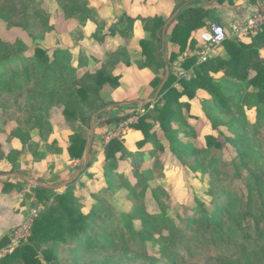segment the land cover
Listing matches in <instances>:
<instances>
[{"label": "trees", "instance_id": "1", "mask_svg": "<svg viewBox=\"0 0 264 264\" xmlns=\"http://www.w3.org/2000/svg\"><path fill=\"white\" fill-rule=\"evenodd\" d=\"M200 1L191 0L176 9L172 41L182 49L212 15L210 10L198 6ZM223 2L211 0L214 5ZM166 24L158 18L152 29L154 36L159 34L156 48L162 54V28ZM117 31L96 35L99 45L106 40L104 37H113ZM69 51H53L41 45L24 50L0 40V96L12 95L25 87L54 93L70 84L77 85L84 72L74 66V50ZM150 53L156 58L151 46ZM91 56L98 58L88 50L78 61L79 67L90 63L86 60ZM162 63L170 65L169 80L156 101L146 105V112L130 125L142 136L137 152H128L121 138H113L104 149L105 167L119 170L121 162L128 167L127 172L104 174L102 187L91 192L88 212L73 191L82 174L68 183L65 192L54 195L56 205L41 211V218L34 220L32 237L4 260L43 264L40 251L48 241L72 246H115L167 264L221 260L264 248V26L246 39L224 42L207 62L195 67L193 76L179 77L180 88L170 85L172 60ZM97 75L100 78L102 73ZM198 90L211 94L214 103L207 105ZM195 101L201 103L199 114H191ZM252 110L261 113L254 124L246 114ZM218 111L230 119L221 120ZM176 122L182 124L184 132L175 127ZM157 127L160 134L154 130ZM230 132L233 136H229ZM195 134H204V142L191 145L189 138ZM166 141L182 168L189 173L201 170L206 175L202 189L205 197L195 192L171 198L164 189L152 186L154 176L160 177V182L164 180L158 169L163 164L159 151L165 150ZM74 142L69 152L73 158L81 159L87 141ZM149 143L154 147L146 161L145 153L141 155L144 159L138 156ZM229 149L236 155L226 160ZM189 151L193 153L190 155ZM163 165L166 171L168 168ZM128 173L132 178H128ZM49 187L41 186L39 190L48 193ZM149 193L151 200L147 198ZM153 202L155 206H151ZM2 239L3 243L10 242L7 236ZM51 254L46 252L47 264L52 260Z\"/></svg>", "mask_w": 264, "mask_h": 264}, {"label": "rangeland", "instance_id": "2", "mask_svg": "<svg viewBox=\"0 0 264 264\" xmlns=\"http://www.w3.org/2000/svg\"><path fill=\"white\" fill-rule=\"evenodd\" d=\"M190 1L0 0V40L24 50L34 45L53 51L74 50L72 63L84 72L77 85L70 84L58 92L47 93L36 87H25L12 95L0 96L1 220L9 219L12 213L22 209L30 213L36 211L34 218L39 220L41 211L56 205L54 195L65 192L66 183L77 174L82 176L80 183L73 189L74 195L88 212L91 192L102 187L104 174L117 171L118 175H124L127 172L128 167H124L121 162L119 170L117 167H113L114 170L105 167V146L113 138H121L128 152H137V144L142 136L130 125L146 112V105L156 101L161 84L168 78L170 65L162 62L165 59L172 60L174 72L170 85L180 88L179 77L193 76L195 67L199 66L197 57L202 46L200 33L213 25H222L215 18L214 9L239 0H223V4L218 5L211 3V0H201L198 6L210 10L212 15L192 33L186 48L182 49L172 41V30L178 15L175 12L182 3ZM173 16L168 26L162 28V32L165 31V37L162 35V54L156 48L159 34L154 36L152 29L158 18L168 23ZM113 29L119 31L113 37H104L106 40L99 45L100 40L96 35ZM256 33L232 39L243 40ZM149 44L156 58L150 53ZM88 50L98 58L91 56L86 60L90 63L79 67L78 61L86 56ZM100 72L102 76L98 78ZM90 74L92 78H87ZM216 77L223 78L219 75ZM197 93L207 105L214 103L208 92L198 90ZM149 100L150 103H145ZM201 111V103L195 101L191 114ZM65 112H71L72 115L68 116ZM246 112L251 124L258 117L261 118V113L256 110ZM217 115L223 121L230 119L219 111ZM175 127L185 131L180 122H176ZM154 130L157 134L161 133L158 127ZM203 135L195 134L188 142L191 145L204 142ZM229 136H233L231 132ZM77 140L87 141L86 152L81 159L73 158L69 152ZM153 147L149 143L141 149L138 157L143 158L141 155L145 153V160L148 159ZM243 148L247 150V147ZM189 153L191 155L193 152ZM159 154L168 169L165 171L161 164L158 170L162 172L164 180L160 182L161 178L154 176L152 186L164 189L171 198L177 194L190 196L195 192L205 197L202 189L206 175L201 170L189 173L182 168L180 160L173 157L168 141L165 142V150L159 151ZM235 155L236 152L229 149L225 158L227 160ZM127 176L132 178L130 173ZM41 186H50L51 191L42 193L39 190ZM147 198L151 200L150 193ZM151 206H155L154 202ZM13 232L8 228L0 232V235L6 234L0 236V264H16V259L4 260L7 254L15 251L6 253L10 250ZM5 236L10 239L8 244L2 242ZM47 251L52 253V260L48 264H167L159 263L151 256L135 254L115 246H72L49 241L44 242L40 251L39 258L43 264H47ZM185 264H264V248L248 250L243 255L227 256L221 260Z\"/></svg>", "mask_w": 264, "mask_h": 264}, {"label": "built area", "instance_id": "3", "mask_svg": "<svg viewBox=\"0 0 264 264\" xmlns=\"http://www.w3.org/2000/svg\"><path fill=\"white\" fill-rule=\"evenodd\" d=\"M264 26V11H257L247 21L237 20L227 28L223 25H213L200 33L199 39L202 43L200 54L197 57V64L201 65L207 62L210 56L216 52L224 42L229 39L247 36L258 32ZM36 211H32L31 215L21 224L14 229L12 240L9 249L6 253L12 252L20 244L27 242L32 237V228L34 223V216ZM2 254H0V259Z\"/></svg>", "mask_w": 264, "mask_h": 264}, {"label": "crops", "instance_id": "4", "mask_svg": "<svg viewBox=\"0 0 264 264\" xmlns=\"http://www.w3.org/2000/svg\"><path fill=\"white\" fill-rule=\"evenodd\" d=\"M264 11V0H239L231 5L224 3L223 7L214 9L215 18L224 27L229 28L231 24L237 20L247 21L257 11ZM31 215L30 211L24 209L18 213H12L9 219L1 220L0 218V232L3 228L16 229ZM1 217V215H0ZM6 235V234H4ZM4 235H0L1 237Z\"/></svg>", "mask_w": 264, "mask_h": 264}, {"label": "water", "instance_id": "5", "mask_svg": "<svg viewBox=\"0 0 264 264\" xmlns=\"http://www.w3.org/2000/svg\"><path fill=\"white\" fill-rule=\"evenodd\" d=\"M174 17H175V16H173V17L169 20V22L166 24V26H168V24L174 19ZM167 79H168V78H166V80L161 84V86H160V88H159V90H158V94H160V92L163 90V88H164V86H165V84H166V82H167ZM150 102H151V100L146 101L145 103H150ZM78 175H79V174H77V175L73 178L72 181H75V180L79 177ZM72 181L67 182L66 184L71 183ZM46 187H49V186H46ZM49 188H50V187H49Z\"/></svg>", "mask_w": 264, "mask_h": 264}]
</instances>
